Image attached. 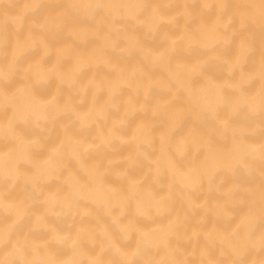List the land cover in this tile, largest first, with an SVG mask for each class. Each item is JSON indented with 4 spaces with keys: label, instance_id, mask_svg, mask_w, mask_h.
I'll list each match as a JSON object with an SVG mask.
<instances>
[{
    "label": "bare ground",
    "instance_id": "bare-ground-1",
    "mask_svg": "<svg viewBox=\"0 0 264 264\" xmlns=\"http://www.w3.org/2000/svg\"><path fill=\"white\" fill-rule=\"evenodd\" d=\"M0 264H264V0H0Z\"/></svg>",
    "mask_w": 264,
    "mask_h": 264
}]
</instances>
